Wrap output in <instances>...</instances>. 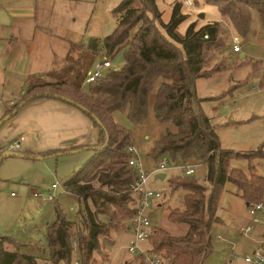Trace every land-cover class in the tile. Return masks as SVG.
<instances>
[{
    "label": "trees",
    "instance_id": "trees-1",
    "mask_svg": "<svg viewBox=\"0 0 264 264\" xmlns=\"http://www.w3.org/2000/svg\"><path fill=\"white\" fill-rule=\"evenodd\" d=\"M136 1L139 6L134 5ZM205 1L216 4L239 35L248 34L252 10L260 13L264 26V0ZM113 12L120 14V20L102 39L101 49L96 39H91L85 49L78 46L79 59L73 62L72 79L51 77L27 85L21 99L7 108L0 119L1 126L23 101L54 98L81 110L97 129L98 141L91 146L90 157L64 183V190L80 199L81 221L74 224L65 220L56 208L57 216L46 229L47 261L70 264L72 243L76 240L82 264H86L100 248L101 237L118 231L135 216L139 203L129 193V186L137 174L127 163V147L135 141L113 115L125 112L130 122L143 126L152 107L157 124L166 126L155 141L153 156L206 164L209 185L191 175H184V179L182 175L181 179L171 177V191L181 190L184 196L183 206L171 210L168 220L185 223L188 230L183 235H173L154 223L148 241L151 247L147 249L167 256L170 264H204L213 252L211 230L220 220L217 211L226 183H233L248 204L262 201L264 195V176L257 174L254 166H250V175L231 168L234 152L222 149L211 119L193 108L196 81L222 70H207L214 52L222 46L220 24L212 22L198 28L192 22L181 34L178 29L189 17L182 12L181 2L174 3L167 23L162 20L157 0H122ZM119 50L124 53L120 68L109 69L105 76L85 82L95 54L105 51L107 58ZM237 156L264 158V146ZM4 243L12 244L14 250L4 249ZM18 248L13 239L1 237L0 264H39L34 256L20 253Z\"/></svg>",
    "mask_w": 264,
    "mask_h": 264
},
{
    "label": "rangeland",
    "instance_id": "rangeland-1",
    "mask_svg": "<svg viewBox=\"0 0 264 264\" xmlns=\"http://www.w3.org/2000/svg\"><path fill=\"white\" fill-rule=\"evenodd\" d=\"M121 1L48 0L45 7L46 26L58 37L68 39L80 48H87L91 39H96L100 46L102 39L116 28L120 20V14L114 13L113 10ZM185 1L157 0L162 20L167 23L171 18L174 3L181 2L182 12L189 17L180 25L179 32L184 35L192 22H196L198 28L208 23L219 22V40L222 45L214 52L212 60L207 65L209 71L222 70L196 81L197 97L193 102L194 111L198 114L204 113L211 119L222 149L234 152L235 156L230 160L231 168L241 169L250 175V166H254L257 174L264 176V158L248 159L237 156L264 146V26L261 15L256 10L251 11L250 30L246 36H242L236 31L230 18L221 14L216 4L207 3L205 0H192L194 5L187 6ZM134 5L139 6V2L136 1ZM202 12L206 15L204 19L199 17ZM234 37L240 38V53L233 51ZM105 55V51L95 54L91 68L93 62L99 60L111 61V69L120 68L124 64L123 50L107 58ZM71 73L72 69L65 67L55 72L54 77L55 80L72 79ZM45 78L49 80V77ZM41 79V75H32L28 83L35 84ZM18 92L15 94H19ZM5 95L10 94L5 92L4 97ZM113 116L117 123L132 133L135 141L133 144L139 150L149 173V186L165 196L161 207H151L145 214L151 222H157L161 228L173 235L185 234L188 230L187 224L168 220L171 210L183 206L184 196L181 190L171 191L169 181L172 176L175 178L183 176L184 179L185 169L190 166L195 169L191 177L209 185L208 166L198 160L168 158L170 162L166 169L160 170L163 156L154 157L152 149L166 126L157 124L152 107L150 116L143 126H136L130 122L125 112L117 111ZM90 155V151L83 150L76 154L47 159L48 164H38L33 169L30 168L26 175L30 187L26 185V190H23L24 187L17 178L22 176L11 172L8 167L6 172L3 164H0V237L13 239L18 244L20 253L34 256L39 264H51L47 261L48 249L45 238L47 225L55 220L56 208L65 220L74 224L81 221L78 213L80 199L66 192L64 183L82 167ZM160 173L166 174L164 180L157 178ZM53 183L57 184V188H51ZM27 189L45 194L51 192L54 200L35 198L32 191L28 192ZM217 216L223 223L216 222L212 227L213 252L204 264H245L244 257L249 254L247 252L249 244L241 234V227L249 218L251 222V217L245 200L231 182H227L223 188ZM230 226L235 232L230 231ZM134 238L127 220L118 231H111L108 237H101L100 248L86 264H149L143 262L138 254L128 252L127 248ZM149 247L151 245L148 242L142 245L146 250ZM256 247H259L258 243ZM81 255L77 247L73 250L70 264H74L76 260L82 264Z\"/></svg>",
    "mask_w": 264,
    "mask_h": 264
},
{
    "label": "crops",
    "instance_id": "crops-1",
    "mask_svg": "<svg viewBox=\"0 0 264 264\" xmlns=\"http://www.w3.org/2000/svg\"><path fill=\"white\" fill-rule=\"evenodd\" d=\"M47 2L48 0H0V119L7 108L21 99L32 75H41V80H46L45 77L49 76L51 79L58 70L65 67L72 69L73 62L79 59L78 46L68 39L58 37L46 26ZM17 91L19 94L16 95ZM5 92L10 95L4 97ZM20 136H23V140L19 150L15 151L19 155L5 157L0 164H3L6 172L8 167L11 172L22 176L17 178L21 181L23 190L29 185L26 175L30 168L48 164L47 159L80 152L61 151L91 147L98 141L97 129L81 110L54 98H37L23 104L0 126V154ZM83 150L87 149L81 151ZM50 152L52 154L48 155ZM27 190L32 193L34 191ZM19 200L26 202L24 199ZM246 220L247 218L244 222ZM219 222L223 223L221 218ZM249 222L250 218L244 225ZM229 229L235 232L232 226ZM250 234H242L249 244V253L257 248L255 246L257 243L259 245L264 231L257 225ZM3 246L9 251L14 250L12 244L4 243Z\"/></svg>",
    "mask_w": 264,
    "mask_h": 264
},
{
    "label": "built area",
    "instance_id": "built-area-1",
    "mask_svg": "<svg viewBox=\"0 0 264 264\" xmlns=\"http://www.w3.org/2000/svg\"><path fill=\"white\" fill-rule=\"evenodd\" d=\"M187 6H193L192 0H186ZM239 37H234L233 51L236 53L241 52L239 46ZM111 69V61H96L93 67L89 70L85 82H92L97 78L105 76L107 71ZM23 140V136L14 140L6 150L18 151L20 148V142ZM128 151V166L136 171L137 177L135 181L129 186V193L138 201V211L135 216L130 219V229L133 230L134 239L130 241L128 246V252L132 254L141 255L144 262L149 264H170V260L167 256L156 254L149 249L142 248L143 243L149 241L153 234L154 223L150 221L145 212L151 207H161L165 196L162 192L157 191L149 186V173L143 164V160L137 149L136 145L132 144L127 147ZM170 160L167 156H163L160 161V170H165ZM186 175H193L195 169L187 166L184 172ZM57 184H52L51 188L55 189ZM33 196L40 200H54L53 193H42L39 191H33ZM248 212L251 217V222L247 223L241 228L243 235L248 236L255 226H260L264 231V195L260 202L252 203L248 205ZM73 250L77 249V241L72 243ZM245 264H264V236L259 240V247L253 252L247 254L244 257ZM74 264H79L76 260Z\"/></svg>",
    "mask_w": 264,
    "mask_h": 264
},
{
    "label": "water",
    "instance_id": "water-1",
    "mask_svg": "<svg viewBox=\"0 0 264 264\" xmlns=\"http://www.w3.org/2000/svg\"><path fill=\"white\" fill-rule=\"evenodd\" d=\"M205 13L204 12H202V13H200L199 14V17L200 18H202V19H204L205 18ZM118 69V68H117ZM26 101H23L22 102V105L25 103ZM16 112V110H14V113ZM90 148H92V147H84V148H81V149H77V150H71L69 153H74V152H78V151H81L82 149H87V150H89ZM64 153H67V152H64ZM14 155H19L17 152H15V151H9V150H5V151H3L1 154H0V161L3 159V158H5V157H11V156H14ZM21 156V155H20ZM26 156H28V155H26ZM29 157V156H28ZM157 178L158 179H161V180H164L165 178H166V174L165 173H160V174H158L157 175ZM249 204L247 203V206H248Z\"/></svg>",
    "mask_w": 264,
    "mask_h": 264
}]
</instances>
